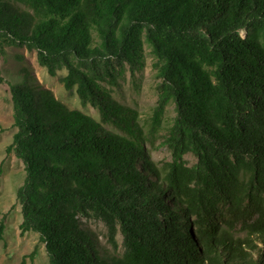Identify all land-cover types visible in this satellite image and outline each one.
I'll use <instances>...</instances> for the list:
<instances>
[{
    "label": "trees",
    "instance_id": "16d2710c",
    "mask_svg": "<svg viewBox=\"0 0 264 264\" xmlns=\"http://www.w3.org/2000/svg\"><path fill=\"white\" fill-rule=\"evenodd\" d=\"M5 44L65 68V89L99 112L27 65L10 83L19 226L49 264H264V0H0ZM147 51L157 99L141 121L104 82L144 68ZM157 136L170 159H153Z\"/></svg>",
    "mask_w": 264,
    "mask_h": 264
},
{
    "label": "rangeland",
    "instance_id": "374dc122",
    "mask_svg": "<svg viewBox=\"0 0 264 264\" xmlns=\"http://www.w3.org/2000/svg\"><path fill=\"white\" fill-rule=\"evenodd\" d=\"M153 60L147 51L144 68L132 72L126 66L117 75V82H104L117 99L139 111L141 121L149 117L157 99V78L152 65ZM23 65H27L31 74L41 84L51 88L55 95L70 107L79 108L95 117H99V112L90 104L83 105L75 90L65 89L59 81V77L66 73L65 68L58 69L57 75L53 76L38 62L36 52L33 50L5 44L4 51H0V219L5 223L3 238L0 239V264H22L23 260L25 264H49V255L44 243L39 240V234L33 230L24 233L20 230L22 210L16 198V190L24 182L25 165L14 152L8 153L6 150L16 130L12 126L10 83L22 79ZM174 114V105L170 104L165 115L166 121H171ZM162 139L161 136H157L154 145L150 142L147 144L156 161L171 158L170 151ZM185 157L190 164L195 161L191 154ZM87 222L97 232L99 241L110 247L106 241L104 224L92 218ZM118 238L120 239V236Z\"/></svg>",
    "mask_w": 264,
    "mask_h": 264
},
{
    "label": "built area",
    "instance_id": "2783aa9c",
    "mask_svg": "<svg viewBox=\"0 0 264 264\" xmlns=\"http://www.w3.org/2000/svg\"><path fill=\"white\" fill-rule=\"evenodd\" d=\"M242 32H244V31H242Z\"/></svg>",
    "mask_w": 264,
    "mask_h": 264
}]
</instances>
